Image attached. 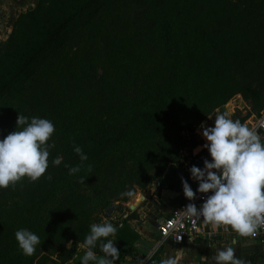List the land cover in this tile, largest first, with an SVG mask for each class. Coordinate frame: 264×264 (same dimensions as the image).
I'll return each instance as SVG.
<instances>
[{
	"label": "trees",
	"instance_id": "obj_1",
	"mask_svg": "<svg viewBox=\"0 0 264 264\" xmlns=\"http://www.w3.org/2000/svg\"><path fill=\"white\" fill-rule=\"evenodd\" d=\"M96 1L37 0L31 12L20 15L8 42L0 44V93L30 72L31 61L44 55L42 67L29 73L35 76L33 81L18 86L10 95L17 103L18 115L0 118V139L11 132L19 115L29 120L35 117L39 104L43 118L54 125L66 119L59 106L78 108L67 115L64 131L61 130V135H71L63 146L61 165L54 166L51 161L56 157L49 156V167L37 181L25 177L15 185L0 188V229L5 226L10 232L5 240L0 238V264H57L41 250L42 243L72 219L78 220L76 227L80 229L90 223L97 207L111 204L103 195L105 189L98 188L84 169L122 141L150 140L161 128L174 125L179 130H193L235 94H245L240 82L222 81L204 66L199 67L201 72L196 71L193 63H198L184 58V49L189 43L216 44L238 36L244 30V21L264 15V0H156L161 11L151 8L155 0H103L97 7ZM88 5L95 6L88 18L64 32ZM233 6L239 9H231ZM100 14L101 22L89 36L95 45L86 56L72 59V48L88 35L90 18ZM104 46L111 56L112 70L100 76L99 69L105 64ZM17 54L24 55V64L19 68V56L8 68L10 56L15 58ZM245 55L252 56V50L241 54V59L248 61ZM61 68L62 74L57 72ZM40 88L42 102L37 103L41 99L36 94ZM76 145L87 154L86 161L81 162L74 152ZM65 165H80V172L70 175ZM66 186L69 192H61L58 199ZM83 186L84 192L79 191ZM22 189L27 190L31 204L25 215L18 203L10 202ZM54 197L60 201L56 206L57 219L49 225L41 220L31 221V214ZM18 214L22 215L20 221ZM19 229H29L40 237L31 256L24 255L18 246L15 232ZM119 231L130 232L126 224ZM72 237L82 239L76 233ZM95 251L103 254L99 247Z\"/></svg>",
	"mask_w": 264,
	"mask_h": 264
},
{
	"label": "rangeland",
	"instance_id": "obj_2",
	"mask_svg": "<svg viewBox=\"0 0 264 264\" xmlns=\"http://www.w3.org/2000/svg\"><path fill=\"white\" fill-rule=\"evenodd\" d=\"M71 1L72 0H70V2ZM157 1L155 0L151 8H155L156 11H161L162 6L158 5ZM100 2H103V0H97L95 6L97 7ZM36 3L37 0H11L9 3L10 7H12L11 13H6L3 17H0V20L5 17V28H3V32L6 34V37H0V44L2 42H8L9 37L14 32L16 22L20 15L31 12L35 8ZM95 6H84L82 11L72 19L64 32H68L73 26L86 20L90 15L89 12L94 10ZM231 9L238 10L239 8L233 6ZM138 10L137 8V11ZM62 16L60 15L59 17ZM100 22L101 14L97 18H90L88 35L82 39L80 45L72 48L70 54L72 59L77 60L79 57L86 56L87 53L90 52L91 48L95 45V41L94 38H90L89 36L96 30V25ZM244 23L245 27L242 33L232 39L216 44H187L184 49V58H190L191 62L195 61L198 63H193V65L196 66V71L201 72L202 70L199 67L204 66V69L208 72L217 73L222 81L240 82L242 86L245 87V94H235L227 103L215 108L203 121L196 124L193 130H179L177 125H174L161 128L150 140L135 138L122 141L102 159L95 161L90 164L88 168L84 169L83 172H86L87 176L96 182L95 184L98 188L103 187L105 189L103 192L104 194H102L108 196L111 204L105 208L102 206L97 207L92 215L93 217L90 223L85 226H80V229L76 227L78 225V220L72 219L69 223L67 222L57 230L52 237L44 242V244L42 243L41 250L50 254V256L56 260L57 264H68L75 259L77 254H80L82 251L85 252L83 240H85L86 235L90 232L91 224L107 221L114 225L120 222L124 216H127L130 212L129 204L139 203L141 200L137 201V199L140 194L143 195V193H150L152 190H155L157 181L161 179L162 173L164 172L163 170H166L170 164L193 165L199 161L202 155L207 151V149L203 147L207 142L202 135L203 129L208 126H214L216 114L225 113L226 107L223 106H226L235 98L237 99L236 102L241 101L242 98L247 107V111L243 114V112L236 110L232 119L241 122L244 119L252 118V126L256 124L264 110V15L261 17H254L244 21ZM96 33L98 34L99 30H97ZM54 44V42L51 43V45ZM247 50H252L253 55H245L244 58L251 62L241 59V54ZM19 56L21 57V55L18 54L15 55V58L10 56L8 68L14 64L15 60L20 58ZM2 57L3 55H1V58ZM43 57L44 55H41L37 60L31 61L30 72H32L33 69L42 67L44 61H40ZM21 58L19 68L22 67L25 62L23 60L24 55ZM110 59L111 56L104 46L102 61L105 62V64H102L98 75L101 76L102 74L106 75L110 73L112 70V62ZM3 66L6 67L5 64H3ZM62 66L63 68L66 67L65 64ZM211 66L214 67V70H209ZM63 68L57 70V72L62 74L64 71ZM30 72L24 73L18 80L11 82L9 87L3 90V93H0V118L15 114L16 116L18 115L16 113L17 103L10 99V95L18 86L33 81L35 76L32 77L29 75ZM42 80L39 82V86H42ZM210 82H213L212 78ZM42 91L43 88L37 91V97H42ZM256 93L260 96L256 97ZM38 102L41 103L42 98L37 101V103ZM59 107L66 118L65 121L68 120L67 115L71 111L78 109L75 108L71 110L66 106ZM41 109L42 105L39 104V111L35 114V117L43 118L44 113L40 111ZM65 121L60 122V125L55 123V133L47 142L49 144H55V147L50 149V156H63V146L71 137L70 134L61 135V130L64 131L65 128ZM75 126H77V124H75ZM15 128L16 123L13 125L11 131H14ZM9 132L10 131L7 133ZM84 188L85 186L82 187V190L79 189V191L84 192ZM61 192H69V187L66 186L63 191H60L57 195L58 199L62 197ZM10 202L14 204L18 203V206L23 210L21 212L22 215H25L31 206L26 189H22L20 192L16 193L13 198H10ZM59 204L60 201L55 199V197L48 200L43 207L41 206L31 214L29 217L30 220L37 222L41 220L47 225L51 224L57 219L56 206ZM110 207H113V210L110 215L107 216L106 213ZM22 215H17L19 221ZM3 218L5 219L6 216L4 215ZM74 233L82 239L72 237ZM9 234V230L5 228V226H2L0 229V238L5 240ZM110 238L113 239V237ZM68 241L72 242L71 248L67 246ZM114 242L116 243L115 240ZM64 248H66L67 251H65ZM42 254L44 253L42 252ZM43 264H46V262Z\"/></svg>",
	"mask_w": 264,
	"mask_h": 264
},
{
	"label": "clouds",
	"instance_id": "obj_3",
	"mask_svg": "<svg viewBox=\"0 0 264 264\" xmlns=\"http://www.w3.org/2000/svg\"><path fill=\"white\" fill-rule=\"evenodd\" d=\"M55 130L49 119L32 117L29 120L18 116L15 130L0 139V188L15 185L25 177L37 181L46 173L50 149L55 147L54 143L47 142ZM202 135L207 141L203 147L211 159L205 158L203 167H190L191 179L198 182L195 191L188 179L181 177V182L183 193L190 201L197 193L207 195L199 207L195 203L187 204V215L202 217L215 226H231L240 236L254 235L264 227V139L239 120L228 118L227 113H217L214 126L205 127ZM73 150L81 162L88 159L80 146H74ZM51 163L61 165L62 157L57 156ZM65 167L69 168L70 175L80 172V165ZM117 230L107 221L91 224L80 264H115L120 251L110 237ZM15 238L26 256L33 255L41 242L29 229L17 230ZM67 246L71 248L72 242L68 241ZM97 247L103 256L96 254ZM214 261L215 264H242L232 247L219 249Z\"/></svg>",
	"mask_w": 264,
	"mask_h": 264
},
{
	"label": "crops",
	"instance_id": "obj_4",
	"mask_svg": "<svg viewBox=\"0 0 264 264\" xmlns=\"http://www.w3.org/2000/svg\"><path fill=\"white\" fill-rule=\"evenodd\" d=\"M10 2L11 0H0V17L11 13ZM4 19L5 17L0 20V37H6L3 32ZM236 100L235 98L223 106L226 107L225 113L230 119L236 110L243 114L247 111L243 99L241 98L239 102ZM252 120V118H247L241 123L254 129L256 124L252 126ZM205 158L211 159L208 150L193 165L203 167ZM193 165L170 164L162 173L161 179L157 181L155 190L143 193L144 198L136 203L135 209L129 207V214L118 222V230L113 237L116 241L115 246L120 251L119 259L115 264H169V262H174V264H215L216 252L227 247L234 249L235 256L242 261V264H264V241L249 236H240L236 233L221 234L219 226L215 225L211 226L216 232V236L212 240L205 236L193 241H186L183 244L168 241L164 244L161 243L158 230L159 221L169 216L175 206L190 201L183 193L181 177L188 179L194 191L198 187V182L190 177L189 169ZM123 224L128 226L130 232L119 231ZM83 254V251L77 254L75 259L68 264H80V257ZM96 254L103 256V254Z\"/></svg>",
	"mask_w": 264,
	"mask_h": 264
},
{
	"label": "built area",
	"instance_id": "obj_5",
	"mask_svg": "<svg viewBox=\"0 0 264 264\" xmlns=\"http://www.w3.org/2000/svg\"><path fill=\"white\" fill-rule=\"evenodd\" d=\"M254 130L264 139V110L258 118ZM206 195L199 193L196 199L175 206L169 216L159 221L158 230L162 244L167 241L175 244H183L186 241H193L197 238H204L205 236L210 240L214 239L216 232L211 228L213 224L206 222L202 217L189 216L186 213L187 204L195 203L199 207L203 203V198ZM219 230L221 234L236 233L231 226L227 225L219 226ZM249 237L264 241V227L257 229L256 233Z\"/></svg>",
	"mask_w": 264,
	"mask_h": 264
},
{
	"label": "water",
	"instance_id": "obj_6",
	"mask_svg": "<svg viewBox=\"0 0 264 264\" xmlns=\"http://www.w3.org/2000/svg\"><path fill=\"white\" fill-rule=\"evenodd\" d=\"M140 197H141L142 199L144 198L142 194H140ZM136 205H137V204H129V207L132 208V209H135ZM112 210H113V207H110V208L107 210V215H110V213L112 212Z\"/></svg>",
	"mask_w": 264,
	"mask_h": 264
},
{
	"label": "bare ground",
	"instance_id": "obj_7",
	"mask_svg": "<svg viewBox=\"0 0 264 264\" xmlns=\"http://www.w3.org/2000/svg\"><path fill=\"white\" fill-rule=\"evenodd\" d=\"M139 200H142V198L140 196L138 197L137 201H139Z\"/></svg>",
	"mask_w": 264,
	"mask_h": 264
}]
</instances>
